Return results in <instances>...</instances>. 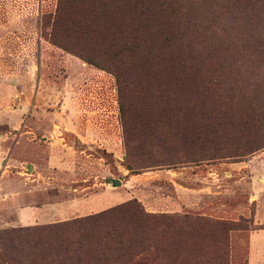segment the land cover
<instances>
[{
	"label": "rangeland",
	"instance_id": "1",
	"mask_svg": "<svg viewBox=\"0 0 264 264\" xmlns=\"http://www.w3.org/2000/svg\"><path fill=\"white\" fill-rule=\"evenodd\" d=\"M72 1L77 24L83 0ZM104 1L114 37L86 40L56 30L67 49L88 54L99 68L49 39L58 0H0V133L11 124L12 136L28 127L37 138L14 155L22 163L12 171L22 166L21 173L3 182L2 190L18 197L0 207V264H105L55 250V235L42 228L55 222L11 223L17 205L73 195L135 198L156 215L264 229V116L256 121L250 110L264 108V0H136L135 21L153 30L157 44L166 36L178 42L177 32L188 28L179 53L148 56L124 51L117 18L125 4ZM74 119L85 123V153L48 160L39 137L54 123L66 138L63 128ZM230 211L236 220L225 219ZM175 232L167 230V264H209L224 242L229 247L228 234L212 226L186 228L179 249L200 256L175 259ZM243 237L232 264H264V252L248 251ZM160 241L154 236L158 248Z\"/></svg>",
	"mask_w": 264,
	"mask_h": 264
},
{
	"label": "trees",
	"instance_id": "2",
	"mask_svg": "<svg viewBox=\"0 0 264 264\" xmlns=\"http://www.w3.org/2000/svg\"><path fill=\"white\" fill-rule=\"evenodd\" d=\"M140 1V0H139ZM124 11L117 18L118 34H121L122 45L124 51L130 54L153 55L158 53L171 54V50L181 49L182 38L185 30H179L176 38L165 37L157 44L151 38V28L138 25L135 21V10L137 9L136 0H123ZM72 0H58L56 12L52 20L49 39L54 44L63 47L67 51L77 55L87 63L93 64L99 68H103L96 60L92 59L88 54L67 49L61 40H58V29L63 31L69 30L71 37H82L86 39L102 38L105 34L114 37L115 33L112 27L116 26L115 21L106 23L105 17L111 19L110 14H105V9L108 7L104 0H83L81 3L82 11L78 15V23L72 18L71 9ZM145 16V20H150ZM105 16V17H104ZM140 24V23H139ZM157 31L154 30V32ZM144 34L147 38L139 39L140 35ZM181 39L179 41V39ZM114 79L117 84V92H119V73L113 71ZM121 109V106L119 104ZM253 118L258 121L264 116V108H251ZM263 145L257 146L255 149ZM128 169L132 167L130 164L125 166ZM161 226V230L156 232V227ZM210 228L219 232L220 235L228 234L230 230L242 229L234 223H212L207 224L199 218L189 216L187 214H153L143 210L135 198L119 202L113 206L105 208L95 213L84 216L75 217L68 220L52 223L42 227L43 229L52 232L55 235L57 251L70 252L78 255H88L99 259L105 264H167L163 252L167 244V230L169 227L176 228L174 247L171 248L170 254L173 258H180L186 254L198 260L197 252H184L179 247L182 244L181 231L188 228L189 230L197 231L204 227ZM154 236L160 237V245L154 243ZM63 237V238H62ZM225 239V238H224ZM170 251V250H169ZM228 246L225 242L222 247L213 255L209 264H227Z\"/></svg>",
	"mask_w": 264,
	"mask_h": 264
},
{
	"label": "crops",
	"instance_id": "3",
	"mask_svg": "<svg viewBox=\"0 0 264 264\" xmlns=\"http://www.w3.org/2000/svg\"><path fill=\"white\" fill-rule=\"evenodd\" d=\"M22 121V120H21ZM25 121L23 120L22 126L25 125ZM4 122H0L2 124ZM9 124V123H8ZM11 124L9 127H6L5 131L0 133V207L5 205L6 203H13V200L18 197L17 195H8V192L3 191V182L8 181L9 173L20 174L22 166L15 168V171H12L11 167H17L16 164L22 163L20 159H17L14 155L18 152H25L29 147L35 145L34 133L28 127L20 128V131L17 132L14 136L11 135ZM83 122H78L74 119V121L70 122L67 129L63 128V131H66V138L63 137L59 130L55 133L54 127H57L56 124L51 123L52 129L49 133V136L39 137L40 143L39 146L42 147L47 152V159L58 158L62 154L65 153H75L82 152L85 153V150L88 146L86 143V136L84 134ZM31 133V135L29 134ZM3 158V159H2ZM21 165V164H20ZM63 166L56 165L55 170L61 169ZM27 174V173H26ZM31 173L29 172L27 176L29 177ZM30 182H37V179L29 178ZM85 181V179L83 180ZM35 189V187H32ZM72 188V187H71ZM72 188V190L79 189ZM34 194V193H33ZM120 196H113L112 198H104V197H76L72 196L71 199L66 201H55L51 198V200L41 201L32 205L31 203H27L25 205H17L14 209V216L11 223L17 225H29L32 223H52L58 222L66 219H71L74 217L84 216L87 214H91L93 212L102 209V207L109 203H118L122 200ZM226 213V212H225ZM234 211H230L227 214V218L236 220V217H233ZM223 216L226 217V214ZM221 217V216H220ZM254 219H252L253 221ZM246 235L247 246L249 248L248 251H252L253 248L259 247L254 252H264V229H235L230 230L228 233V243H229V253H230V264L233 263L232 258L235 259L236 248L238 247V241L244 239L243 236ZM253 257V255H252Z\"/></svg>",
	"mask_w": 264,
	"mask_h": 264
},
{
	"label": "water",
	"instance_id": "4",
	"mask_svg": "<svg viewBox=\"0 0 264 264\" xmlns=\"http://www.w3.org/2000/svg\"><path fill=\"white\" fill-rule=\"evenodd\" d=\"M111 183H112L113 185H116V184H118V181H117V180H111Z\"/></svg>",
	"mask_w": 264,
	"mask_h": 264
}]
</instances>
